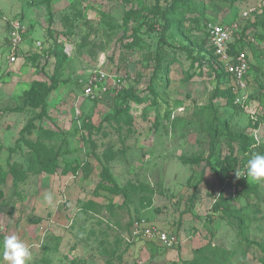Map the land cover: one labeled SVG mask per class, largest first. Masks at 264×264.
<instances>
[{
    "label": "rangeland",
    "instance_id": "rangeland-1",
    "mask_svg": "<svg viewBox=\"0 0 264 264\" xmlns=\"http://www.w3.org/2000/svg\"><path fill=\"white\" fill-rule=\"evenodd\" d=\"M232 1L177 0L179 7L173 0H53L49 16L46 0H0V168L14 165L26 177L16 183L8 175L0 186V264H7L3 238L13 234L30 246L29 264H186L201 248L197 264H262L264 181L248 178L250 189L237 201L229 198L252 247L240 243L235 218L213 213L216 162L231 147L247 161L264 154V0ZM156 5L164 14L159 26L141 29L142 42L127 49ZM130 10L134 18L126 23ZM17 20L28 32L11 63ZM211 24L238 25L235 38L252 62L254 81L245 108L215 92L210 65L217 60L206 39ZM100 76L108 91L93 101L84 89ZM53 79L45 115L22 136ZM241 136L248 138L244 149ZM39 146L70 150L55 175L42 171ZM191 158L202 162L185 163ZM66 166L82 169L63 176ZM105 168L119 194L98 192ZM136 222L176 236L178 244L167 249L133 240Z\"/></svg>",
    "mask_w": 264,
    "mask_h": 264
},
{
    "label": "trees",
    "instance_id": "trees-1",
    "mask_svg": "<svg viewBox=\"0 0 264 264\" xmlns=\"http://www.w3.org/2000/svg\"><path fill=\"white\" fill-rule=\"evenodd\" d=\"M52 1L53 0H46V7H47V11L49 13V16H51L52 14ZM228 2L232 1V0H227ZM233 2V1H232ZM174 5H179V3L177 2V0H173ZM179 7H182L181 5H179ZM134 11L130 10L126 13L125 15V22L126 23H130V21L134 18ZM164 16L163 12H161V7L159 8V5H156L154 7V9L152 10V15H150L148 17L149 22H145L143 24H140L137 28V30H135L133 32V37L132 40L126 44V48L127 49H134L136 48L141 42H142V37L139 34V32L141 31V29H143L144 27H146V32L145 33H151L153 32L157 26H159V20ZM52 19V18H50ZM222 25H227V24H222ZM164 29V27H162ZM207 49H208V55L213 58L216 61V64H211V70L214 76V82H215V92H217V94L224 96L225 98H227L232 105L234 104V96L232 93H230L229 90H226L223 88L226 79H227V74L225 73V70L223 68V66L219 63L218 58L214 55V51L212 49V47L210 46V42H209V34H208V28H207ZM165 39H161L162 43H165ZM167 43V42H166ZM241 51H246V49H244V46L241 44V39L234 40L232 46H231V52L232 54L235 53H239ZM247 52V51H246ZM162 56H163V49L161 48V46H159L156 50V66H155V71H157V67L159 68V66L161 65V60H162ZM205 60V58H202V62ZM250 60V59H249ZM250 62V66H251V73H253L252 71V62ZM250 86L252 87L253 90V85H254V81H253V76L251 77V81L249 82ZM43 87V86H41ZM57 87V82L53 79L51 80V85L41 94V113L39 115H36L35 117L31 118L28 123L26 124V126L21 130L20 134L23 135H31L32 131L36 128V119H41L43 118V116L46 113V103L45 100L46 98L49 96V94L54 91ZM148 97L149 96H155L156 95V91L153 87V84L150 83L148 86ZM147 97V98H148ZM253 97V93L251 95L250 98ZM134 99L140 103H143L144 98L139 95H137L136 97H134ZM248 106V105H247ZM246 106V107H247ZM240 108V107H239ZM211 135H213V137H216V131H215V125L211 124V130H210ZM247 137L246 136H241V143H243V148L244 149L246 146V142H247ZM36 150H38V143L34 144ZM40 147V151L42 153L41 157L43 158V172L46 175H55L57 173V170L59 169V163L60 160L63 159V157L65 155H68L70 153V150L68 149H63L60 148L57 151H53L51 149H48L44 146H39ZM242 155H247L244 152H242ZM201 158H191L189 160H186L185 163H191V164H200ZM247 160H245L244 158H241L239 155H237L234 151V149L231 147L230 148V154L225 157L224 159H222L221 161H217L216 165L217 168L220 170V172H216V174H218L219 176V180H220V190H221V194L219 196V198L217 199V201L215 202L214 206H213V213H217V214H223L226 217H230V218H235L238 222H239V234H240V243L243 246H247V247H252V243L249 242L246 238H245V233L242 230V224L245 223L244 218H240L242 217L241 213H239L240 211H235L230 208L229 205L230 201H232L231 199L226 197V191L232 189L233 183L236 181L235 178H237L235 176V170H239L240 168H242L244 165H246ZM81 166H77V167H72V166H66L63 170L61 175L63 176H67L72 172H78V170L81 171ZM234 174V175H232ZM11 175L13 177V181L16 183L22 182L26 179V177H21L17 171V169L14 167V165H9V172H5L2 168H0V186L4 185L7 181V176ZM249 178V177H248ZM248 178L247 180H237L239 185L241 186V191L237 192V196L235 199H233L234 201L239 200L247 190L250 189V184L248 183ZM230 179V180H229ZM229 180V181H227ZM235 180V181H234ZM112 185H114V180L112 178V175L109 171L108 168H105V170L102 172V183L98 186V192L99 191H109L113 194H119V192H117L116 190H114V188H110L112 187ZM210 221H212L210 219ZM204 249L201 248L199 250L195 251V258L192 261H187L184 262L186 264H197L199 263L197 261V255H204ZM261 263L264 264V250H263V256L261 259Z\"/></svg>",
    "mask_w": 264,
    "mask_h": 264
},
{
    "label": "built area",
    "instance_id": "built-area-1",
    "mask_svg": "<svg viewBox=\"0 0 264 264\" xmlns=\"http://www.w3.org/2000/svg\"><path fill=\"white\" fill-rule=\"evenodd\" d=\"M252 10H247L243 13L244 19L249 18ZM12 30L9 43V60L11 63L16 62L19 48L23 43L24 36L27 34V26L22 24L21 21L11 22ZM238 25L231 27L229 25L211 24L208 27L210 46L214 51V55L218 58L219 63L223 66L227 74L226 82L223 86L224 89L229 90L234 96V104L237 107L245 108L252 95V87L249 82L251 81L252 73L250 66V58L246 51L232 54L231 46L235 40V30ZM104 76L91 77L84 89V94L91 100L100 99L104 93L108 91L106 84H103ZM121 82H118L117 87H121ZM119 89V88H118ZM245 165L239 169L244 172ZM234 175V174H232ZM247 174L240 178H235L232 189L226 191V197L235 199L237 192L241 191V186L237 180H247ZM230 180V179H229ZM227 180V181H229ZM221 190L218 193V198ZM133 240H145L165 247L173 249L178 244L176 236L169 235L167 232L156 228L153 225H144L136 222L131 232Z\"/></svg>",
    "mask_w": 264,
    "mask_h": 264
},
{
    "label": "clouds",
    "instance_id": "clouds-1",
    "mask_svg": "<svg viewBox=\"0 0 264 264\" xmlns=\"http://www.w3.org/2000/svg\"><path fill=\"white\" fill-rule=\"evenodd\" d=\"M247 174V177L264 181V154L256 153L252 155L244 168V172L235 170V176L240 178ZM52 194L45 193L44 200L47 203L52 202ZM2 257L7 264H29L32 259L30 246L17 235H7L2 242Z\"/></svg>",
    "mask_w": 264,
    "mask_h": 264
}]
</instances>
